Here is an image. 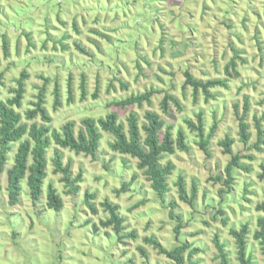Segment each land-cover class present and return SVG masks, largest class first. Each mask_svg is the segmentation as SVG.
<instances>
[{"label": "rangeland", "instance_id": "374dc122", "mask_svg": "<svg viewBox=\"0 0 264 264\" xmlns=\"http://www.w3.org/2000/svg\"><path fill=\"white\" fill-rule=\"evenodd\" d=\"M63 35L68 39L60 42ZM4 36L7 55L2 47ZM231 60L236 63L237 77L230 69L231 77L225 73ZM22 71L27 79L21 106L15 110L28 126L42 124L39 116L26 120L24 113L32 108L34 96L44 85V107L52 129L58 131L66 122H74L77 132L83 118L98 119L109 112L116 113L126 128L129 113H135L142 124L144 113L154 111L165 127H172L174 138L178 130L184 133L188 150L163 156L160 164L170 163L174 170L168 177L169 193L161 203L137 169V160L110 150V134L100 132L94 157L74 154L51 142L40 198L32 204L24 179L18 202L10 205L6 171L12 167L17 149L12 144L0 174V264H174L144 243L148 237L157 239L165 249L183 242L198 249L190 260L187 253L183 255L185 264H219L214 235L224 244L229 264H239L229 230H240L244 224L249 231L246 249L251 264H264L260 246L253 239L257 219L264 218V211L255 210L264 202V185L257 178L264 165V146L259 151L252 148L256 120H261L264 130V0H0V101L12 97ZM185 71L202 82L226 80L227 89L214 88L210 91L214 98L205 100L200 93L193 101L191 89L182 90ZM82 79L84 99L80 95ZM56 84L59 105L54 109ZM149 89L155 91L150 105L108 106ZM165 94L176 98L182 111L169 104L167 115L163 114L160 102ZM245 98L249 102L247 145L239 141L234 108L237 106L240 116ZM197 113L202 114L204 136L215 125L209 157L184 123L189 119L196 124ZM226 137L233 140L231 155L241 157L239 164L249 168L248 172L232 171L229 193L223 182L231 155L219 146ZM55 152L61 154L63 165H71L70 180L80 176L75 182L77 193L70 194L62 175L53 173ZM179 176L187 197L195 184L192 206L178 198L175 185ZM129 182L125 191L115 193ZM49 186L62 201L57 212L47 207ZM221 190L226 192L220 195ZM86 193L95 195L89 201L95 214L87 208ZM105 200L119 207L124 219L120 235L135 232L134 239H120L111 227L101 226L108 216L100 206ZM170 201L182 219L178 235L175 220L164 208Z\"/></svg>", "mask_w": 264, "mask_h": 264}, {"label": "trees", "instance_id": "16d2710c", "mask_svg": "<svg viewBox=\"0 0 264 264\" xmlns=\"http://www.w3.org/2000/svg\"><path fill=\"white\" fill-rule=\"evenodd\" d=\"M73 29L76 32V26L73 24ZM102 36V35H101ZM26 37H29V33H26ZM68 37L63 35L62 40H66ZM3 53L7 55V41L5 36L2 40ZM76 49L82 53L86 52L74 42ZM62 49H65L61 46ZM235 55L238 51L233 50ZM238 57V56H235ZM236 63L231 60L225 66V73L228 77H231V72L234 76L239 74L235 71ZM184 83L182 90L190 88L192 91V98L195 101L196 97L201 93L205 97V100L214 98L210 91L214 88L227 89L226 80H207L202 82L195 79L189 71H185ZM43 79L42 77H40ZM27 79V74L22 71L19 78L16 80V88L12 91L13 95L6 101H0V174L3 173L4 167L7 162V153L11 150L12 144H17V149L14 155L13 165L6 171L7 177V194L8 202L10 205H14L18 202L21 186L20 182L26 180V186L28 189L29 197L33 205L36 204L42 194V187L47 177V150L50 147L51 142L61 149H67L74 154H83L85 156L94 157L99 147L101 139V131L110 134L113 138L109 148L115 153L120 155L129 156L137 160V169L143 173L147 181L150 183V188L155 192L157 198L161 203L165 201V195L169 193L168 177L172 174L174 167L167 163L161 165L163 156L174 155L176 151L185 152L188 147L185 142V135L181 130H178L176 137L172 134V127H165L162 118L154 111H147L143 115V123L139 124L138 117L135 113H129L126 118V128L123 123L119 122L117 114L114 112L107 113L104 117L98 119L83 118L80 122L81 129L75 132L74 122H66L57 131L51 128V118L47 114L44 107L45 88L44 85L38 89L37 94L34 96V101L31 103V109L27 110L24 115L26 120H33L38 117L42 121L41 125L36 123L28 126L22 121L21 115L15 110L20 108L21 101L24 94V81ZM45 82L47 80L45 79ZM69 101L71 100V88L68 83ZM155 91L149 89L143 93L132 94L122 100L113 101L108 106L118 108L128 107H141L143 104L150 105L151 98ZM54 109L59 105V88L57 84L54 87ZM80 95L81 99L85 97L84 79L80 83ZM96 95H93L95 98ZM169 104H173L178 111H182V106L179 104L176 98L169 94L163 96L162 102H160V109L163 114L168 113ZM235 108V116L238 119V137L239 141L243 145H247L250 140V133L248 131V125L245 123V116L248 112L249 102L247 98L244 99L243 112L239 116L237 112V106ZM264 117V116H263ZM197 123L194 124L191 120L186 119L184 121L186 127L197 137L196 145L206 155L210 156L208 144L212 137L215 125L211 128L209 134L204 136V123L201 113L196 114ZM261 120H256V142L252 148L259 151L260 145L264 146V130L260 125ZM233 140L226 137L219 143V146L223 148V153L231 155V145ZM240 158L238 155H231V159L225 167L226 179L224 185L226 191L229 193L232 190L231 184L233 177L231 173L234 169L248 172L249 168L241 166L239 164ZM248 159H252L251 156H246ZM52 165L54 167L53 173L62 175V182L65 187L69 189L70 194L77 193L78 188L75 186V182L80 181V176L74 180L71 178V165L67 163L62 164V156L60 153L55 152L53 154ZM260 173L257 178L264 185V165L260 166ZM219 179V178H217ZM134 181V177L131 178V182ZM122 183L120 190H116L115 193L125 191L129 184ZM177 195L181 201H184L188 205L192 206L196 198L195 184L191 187V193L189 197L186 195L185 183L181 176L177 178L176 185ZM1 191V186H0ZM226 191H219L220 195ZM86 205L92 214L96 213L94 205L90 203V200L95 199V195L88 193L85 194ZM47 207L55 212L62 208V201L58 196L55 189L51 186L48 187L46 192ZM103 211L107 213V219L101 221L100 224L103 228H112L114 233L121 238H135V232H131L129 235L121 236L123 231L124 219L118 213L119 207L117 205L109 203L107 200L100 204ZM164 208L168 209V217L171 220H175L176 225L174 232L179 234V230L182 228L181 216L175 214V203L170 201ZM256 211H264V202L255 206ZM222 224L225 225L223 219ZM257 229L253 233V239L258 242L262 255L264 256V218H258L256 221ZM96 230V228H94ZM248 227L246 224L242 225L240 230L230 229L229 235L234 239L236 247V257L239 264H251V257L247 254L246 236L248 235ZM144 243L151 246L157 251L159 255L165 256L171 260L174 264H185L184 254L187 253V259L190 260L194 254L199 253V250L192 248L189 244L180 243L172 249H165L160 242L152 237L144 239ZM213 244L216 247L217 259L219 264H229L227 259L228 254L225 252L224 244L219 241L218 235H214ZM138 251L143 257L145 252L142 248H138ZM196 264V263H195Z\"/></svg>", "mask_w": 264, "mask_h": 264}]
</instances>
